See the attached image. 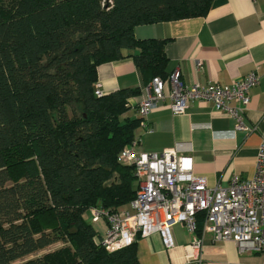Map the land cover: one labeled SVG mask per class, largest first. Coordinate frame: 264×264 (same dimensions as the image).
<instances>
[{"label":"trees","instance_id":"16d2710c","mask_svg":"<svg viewBox=\"0 0 264 264\" xmlns=\"http://www.w3.org/2000/svg\"><path fill=\"white\" fill-rule=\"evenodd\" d=\"M212 1L0 0V264H140L136 242L108 251L84 217L126 208L139 186L117 155L141 91L96 96V70L131 56L144 84L166 78L165 40L134 27L203 16Z\"/></svg>","mask_w":264,"mask_h":264},{"label":"crops","instance_id":"0c3cea01","mask_svg":"<svg viewBox=\"0 0 264 264\" xmlns=\"http://www.w3.org/2000/svg\"><path fill=\"white\" fill-rule=\"evenodd\" d=\"M133 35L136 39H164L167 71L177 70L186 85L230 86L257 70L259 82L247 92L249 105L244 108L238 101L229 102V106L241 109L248 130H235L232 136V117L216 110L212 102L193 101L183 114H172L166 105L148 113L144 121L152 131L139 122L132 139L137 152H161L175 146L179 153L191 156L193 171L204 176L209 186L226 185L233 174L250 178L264 132V0H213L203 16L137 25ZM129 52L136 54L139 49ZM96 72L103 92L125 87L141 91L144 85L131 56L104 62ZM139 97L130 99L125 116L138 117ZM105 228L102 234L98 232L101 236ZM170 231L178 247L172 255L156 232L136 239L140 264H180L182 246L192 234L181 224L172 225ZM202 239L201 264L264 262V254L239 252L233 242L215 240L210 232Z\"/></svg>","mask_w":264,"mask_h":264},{"label":"built area","instance_id":"2783aa9c","mask_svg":"<svg viewBox=\"0 0 264 264\" xmlns=\"http://www.w3.org/2000/svg\"><path fill=\"white\" fill-rule=\"evenodd\" d=\"M196 63L200 65L199 60ZM259 78L253 69L230 86H203L184 84L177 70L166 78L154 76L141 88L137 102L140 124L152 131L144 120L153 110L166 105L172 114H183L188 103L209 101L216 110L234 119V129L229 132L233 136L235 130L248 128L241 109L229 106V102L238 101L246 108L250 103L247 92L258 84ZM94 93L102 94L98 82ZM135 143L132 140L117 155L118 162L133 166L139 181L133 200L126 208L114 212L90 209L92 221L102 218L106 222L102 246L113 251L156 232L164 249L172 255L178 247L170 228L181 224L192 237L182 246L180 264L202 263L205 232H210L215 240L233 242L239 252L264 254V132L254 159L253 175L242 178L233 174L226 185L209 186L204 176L193 171L191 156L179 153L175 146L161 152H137L132 148ZM199 217L203 219L200 231Z\"/></svg>","mask_w":264,"mask_h":264},{"label":"rangeland","instance_id":"374dc122","mask_svg":"<svg viewBox=\"0 0 264 264\" xmlns=\"http://www.w3.org/2000/svg\"><path fill=\"white\" fill-rule=\"evenodd\" d=\"M102 1H106V2H108L109 0H102ZM84 217H85V219H86L87 221H89V222H91V223L93 224L94 228H95L98 232H100L101 234L103 233V229H104V227L106 226V222H105L104 219L101 218V219H99V220H97V221H91V214H90L89 211H86V212L84 213ZM105 229H106V228H105ZM59 246H61L60 243L53 244V245H51L50 247H48L47 249L38 252L37 255H41V254H43V253H45V252H47V251L54 250V249L58 248Z\"/></svg>","mask_w":264,"mask_h":264}]
</instances>
